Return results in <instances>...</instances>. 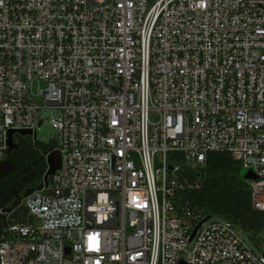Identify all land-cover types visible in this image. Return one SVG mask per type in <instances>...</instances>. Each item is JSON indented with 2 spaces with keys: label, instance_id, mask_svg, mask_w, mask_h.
<instances>
[{
  "label": "built area",
  "instance_id": "built-area-1",
  "mask_svg": "<svg viewBox=\"0 0 264 264\" xmlns=\"http://www.w3.org/2000/svg\"><path fill=\"white\" fill-rule=\"evenodd\" d=\"M48 111L61 168L46 182L43 153L2 264H264L176 198L220 152L264 211V0H0V163Z\"/></svg>",
  "mask_w": 264,
  "mask_h": 264
},
{
  "label": "trees",
  "instance_id": "trees-1",
  "mask_svg": "<svg viewBox=\"0 0 264 264\" xmlns=\"http://www.w3.org/2000/svg\"><path fill=\"white\" fill-rule=\"evenodd\" d=\"M26 142L32 152L43 157V153L53 144ZM179 157L173 153L172 157ZM241 165L226 153L212 152L209 154L205 167H184L181 172V187L176 198L182 206L194 211H206L209 215L217 214L228 222L240 223L245 231L252 232L253 238L264 231V211L254 209L251 193L247 183L240 176ZM46 171V163L42 176ZM25 210L15 217L24 215ZM13 214V215H14Z\"/></svg>",
  "mask_w": 264,
  "mask_h": 264
},
{
  "label": "flooded vegetation",
  "instance_id": "flooded-vegetation-1",
  "mask_svg": "<svg viewBox=\"0 0 264 264\" xmlns=\"http://www.w3.org/2000/svg\"><path fill=\"white\" fill-rule=\"evenodd\" d=\"M6 161L10 165L0 178V230L7 215L22 209L25 193L38 186L46 163L21 140L3 162Z\"/></svg>",
  "mask_w": 264,
  "mask_h": 264
},
{
  "label": "rangeland",
  "instance_id": "rangeland-1",
  "mask_svg": "<svg viewBox=\"0 0 264 264\" xmlns=\"http://www.w3.org/2000/svg\"><path fill=\"white\" fill-rule=\"evenodd\" d=\"M46 117V122L44 123V125L38 129L37 134H36V138L39 141L40 144H58L60 142V132L53 128L52 125L49 123V111L46 112L45 114ZM22 139V138H26L28 140L29 143H31L34 140V137H19V136H15V139ZM18 213L22 212V209H18L17 211ZM16 214L13 215V217H15ZM212 221H226L224 219V217L217 215V214H213L211 219ZM251 235V238L246 235H244V238L246 239L247 243L250 245V247L258 254H262V252H264V231L260 234H258L257 236H255V238H253V233L249 232Z\"/></svg>",
  "mask_w": 264,
  "mask_h": 264
},
{
  "label": "water",
  "instance_id": "water-1",
  "mask_svg": "<svg viewBox=\"0 0 264 264\" xmlns=\"http://www.w3.org/2000/svg\"><path fill=\"white\" fill-rule=\"evenodd\" d=\"M14 133V131H11L10 132V138H9V150H8V154H11V152L17 147V144H15L13 142V137H12V134ZM22 135H31L32 132L31 131H28V130H23L20 132ZM50 151H52V147L49 149ZM46 153V152H45ZM61 163H62V158H61V153L60 151L58 150H55V151H52L48 157V165H49V169L48 171L46 172L45 174V181L48 182V179H49V176L50 175H53L56 170L60 169L61 168ZM10 165L9 162H1L0 163V178L3 176V173H5V170H7V167ZM239 176L240 178L243 180V181H246V180H249V179H254V180H257L259 179L258 175L252 170V169H247V168H244L242 167L240 169V173H239ZM39 189L42 188V185H39L38 186ZM35 189H31V190H28L26 193H25V197L29 196ZM13 206H16L13 205ZM210 216L207 218L209 219ZM7 224L5 223V226ZM0 226H1V223H0ZM201 226V224L195 229L194 233H193V237L195 236L198 228ZM0 242H1V236H0ZM69 251V249H68ZM0 264H2L1 262V257H0ZM181 264H184L183 262Z\"/></svg>",
  "mask_w": 264,
  "mask_h": 264
}]
</instances>
